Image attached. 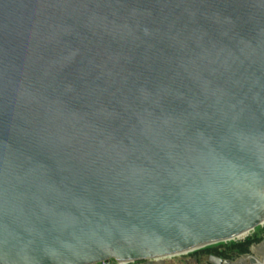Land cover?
Listing matches in <instances>:
<instances>
[{
	"label": "water",
	"instance_id": "95a60500",
	"mask_svg": "<svg viewBox=\"0 0 264 264\" xmlns=\"http://www.w3.org/2000/svg\"><path fill=\"white\" fill-rule=\"evenodd\" d=\"M260 220L264 0H0V264H159Z\"/></svg>",
	"mask_w": 264,
	"mask_h": 264
},
{
	"label": "bare ground",
	"instance_id": "6f19581e",
	"mask_svg": "<svg viewBox=\"0 0 264 264\" xmlns=\"http://www.w3.org/2000/svg\"><path fill=\"white\" fill-rule=\"evenodd\" d=\"M264 223V220H260L252 225H249L247 226L246 228L242 229L241 231L239 232H236V233H233L231 235H228V236H225V237H222V238H218V239H213V240H208V241H205V242H202V243H199L197 245H194L193 247H191L189 250V252H187L188 254H191V253H194L193 256H182L181 258V263L180 264H201V261L202 260H207L209 263V257L210 255L214 254V253H211V254H206V255H200L199 254V250L201 248H204V246L206 245H209V244H213V243H219V242H222V241H229V240H232V239H236L238 237H243L244 235L248 234L253 228L257 227L258 225ZM235 241V240H234ZM230 242H233V241H230ZM225 243H229V242H225ZM223 244V243H221ZM220 245V244H218ZM211 246H214V245H211ZM208 247V246H206ZM214 255H218V254H214ZM218 256H222L224 258L226 257H236V255H227V256H224V255H218ZM175 257H170V258H166L164 261L162 259H153V262H159V264H172L173 260H174Z\"/></svg>",
	"mask_w": 264,
	"mask_h": 264
},
{
	"label": "trees",
	"instance_id": "16d2710c",
	"mask_svg": "<svg viewBox=\"0 0 264 264\" xmlns=\"http://www.w3.org/2000/svg\"><path fill=\"white\" fill-rule=\"evenodd\" d=\"M264 239V226L255 231L252 234H249L243 238H239L233 242L223 243L220 245L208 246L201 248L198 252L200 255L206 254H218V255H234L236 252L237 255L248 253L252 251V246L254 243H258Z\"/></svg>",
	"mask_w": 264,
	"mask_h": 264
},
{
	"label": "rangeland",
	"instance_id": "374dc122",
	"mask_svg": "<svg viewBox=\"0 0 264 264\" xmlns=\"http://www.w3.org/2000/svg\"><path fill=\"white\" fill-rule=\"evenodd\" d=\"M263 226H264V223L258 225L257 227L253 228L248 234L244 235L243 237H245V236H247V235H249V234L254 233L255 231L261 229ZM243 237H238V238H236V239H232V240H229V241H222V242H219V243H213V244H209V245H206V246L218 245V244H221V243L234 241V240H237V239H239V238H243ZM206 246H204V247H206ZM180 255H181L180 257H182V256H193L194 253H191V254L184 253V254H180ZM237 256H240V255H237ZM175 257H177V256H175ZM111 260H112L114 263H116V264H120V263L117 262L115 259H111ZM103 262H104V261H101V262H99V264H102ZM204 262H207V260H203V263H204ZM203 263H202V264H203ZM103 264H104V263H103ZM129 264H133V263H129Z\"/></svg>",
	"mask_w": 264,
	"mask_h": 264
},
{
	"label": "crops",
	"instance_id": "0c3cea01",
	"mask_svg": "<svg viewBox=\"0 0 264 264\" xmlns=\"http://www.w3.org/2000/svg\"><path fill=\"white\" fill-rule=\"evenodd\" d=\"M180 256H181V255H177V257L174 258L172 264H180V263H181V259H179V258H181ZM201 262L203 263V260H202ZM204 263H205V262H204ZM204 263H203V264H204Z\"/></svg>",
	"mask_w": 264,
	"mask_h": 264
},
{
	"label": "built area",
	"instance_id": "2783aa9c",
	"mask_svg": "<svg viewBox=\"0 0 264 264\" xmlns=\"http://www.w3.org/2000/svg\"><path fill=\"white\" fill-rule=\"evenodd\" d=\"M103 263H104V264H116V263H114L111 259H107V260H105ZM103 263H102V264H103Z\"/></svg>",
	"mask_w": 264,
	"mask_h": 264
}]
</instances>
